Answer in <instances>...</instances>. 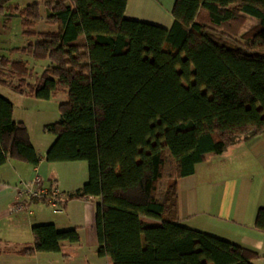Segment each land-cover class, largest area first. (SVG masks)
Instances as JSON below:
<instances>
[{"label":"trees","instance_id":"16d2710c","mask_svg":"<svg viewBox=\"0 0 264 264\" xmlns=\"http://www.w3.org/2000/svg\"><path fill=\"white\" fill-rule=\"evenodd\" d=\"M12 1L0 0V15L21 17L23 34L36 40L11 51L49 64L31 84L27 62L4 55L0 85L41 100L67 95L60 120L45 127L56 137L46 160L87 161L88 181L63 208L98 198V255L113 264H254L255 250L181 222L178 179L264 134V0H176L170 28L126 17L128 0H43L46 18L41 3ZM44 20L57 30L37 31ZM237 26L253 40L241 43ZM14 110L0 93V167L38 166ZM254 228L264 233V207ZM32 232L23 256L81 241L77 227L44 223Z\"/></svg>","mask_w":264,"mask_h":264},{"label":"crops","instance_id":"0c3cea01","mask_svg":"<svg viewBox=\"0 0 264 264\" xmlns=\"http://www.w3.org/2000/svg\"><path fill=\"white\" fill-rule=\"evenodd\" d=\"M175 2L128 0L126 17L170 28L174 23ZM46 153L40 154L42 159L38 166L9 160L0 167V264H31L40 255H50L39 252L34 256H23L18 253L33 243L32 228L44 223H54L60 230L77 227L81 234L79 243H66L61 252L49 259L50 264L58 261L56 255L65 256L70 264L76 256L81 257V261L73 264H113L111 257L98 255L100 243L95 226L98 198L70 200L65 209L61 205L62 211L54 208L57 214L66 212L64 218L54 221L45 208L49 204L47 201H32L28 210H16L18 203L25 201L18 195V188L36 173L44 178L47 188H58L63 196L80 188L72 187V182L63 183L62 168L57 166L63 162H48ZM87 181L84 179L85 183ZM178 192L179 214L184 225L253 249L261 256L253 263L264 264V233L254 228L257 211L264 207V134L199 163L193 175L178 179Z\"/></svg>","mask_w":264,"mask_h":264},{"label":"rangeland","instance_id":"374dc122","mask_svg":"<svg viewBox=\"0 0 264 264\" xmlns=\"http://www.w3.org/2000/svg\"><path fill=\"white\" fill-rule=\"evenodd\" d=\"M39 2L41 3V11L46 18L48 16L47 8L45 7L43 0H13L11 4L13 6H27L29 4ZM11 14V9L8 11ZM15 13V12H14ZM253 24V21H248L244 26ZM238 27V26H237ZM243 27V26H241ZM240 26L237 28L238 32V40L243 43H249L250 40H253L252 31H248L247 27L243 29ZM37 31H56V26H52L44 21L39 23L36 27ZM233 28V27H231ZM23 24L22 19L19 16L12 17H4L0 15V58L2 56H8L12 60L20 59L25 60L28 64V68L30 70L29 77L27 81L31 84L39 83L41 75L49 64L48 60H36L34 57L30 55H26L20 52L13 53L11 49L14 47H24L29 42V38L23 34ZM247 29V30H246ZM249 40V41H248ZM8 80L14 84L18 82V77H8ZM0 93H4V95L8 98H11L16 107V116L14 117L18 121H24L29 127L33 142L37 147L39 154H45L46 149L50 147L55 140V135L46 130L47 124H52L60 120V103L66 101L67 95L65 93H60L56 97H53L50 100H41L36 97L29 95H21L15 93L12 89H5L0 85ZM15 161V160H12ZM61 175L63 179V183H71L72 187L80 188L84 185V179L89 178V169L87 161H65L60 163ZM2 172V171H0ZM65 197V196H64ZM46 203V202H45ZM46 210L51 214V218L53 221L55 218H64L66 212L64 213H55L54 207L51 204L45 206ZM81 209V208H80ZM53 210V211H51ZM63 210V209H62ZM79 229V228H78ZM3 245V244H1ZM5 245V244H4ZM43 254L50 255H40L39 258L34 259L31 264H50L49 259H52L55 253H47L42 252ZM58 256V261L55 264H70L68 258L62 255ZM63 257L65 259H63ZM81 261V257L75 258L73 263H78ZM79 261V262H80ZM72 263V264H73ZM27 264V263H25Z\"/></svg>","mask_w":264,"mask_h":264},{"label":"built area","instance_id":"2783aa9c","mask_svg":"<svg viewBox=\"0 0 264 264\" xmlns=\"http://www.w3.org/2000/svg\"><path fill=\"white\" fill-rule=\"evenodd\" d=\"M18 195L25 200L24 203H18L16 210H28V204L36 199L46 200L54 206L56 211H62L61 205L64 203V196L58 188H47L44 178L36 173L31 180L18 188Z\"/></svg>","mask_w":264,"mask_h":264}]
</instances>
